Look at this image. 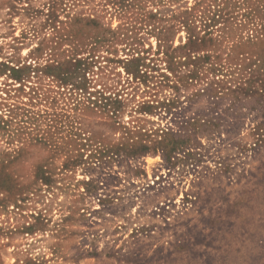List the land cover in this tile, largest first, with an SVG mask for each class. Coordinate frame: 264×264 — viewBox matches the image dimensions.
<instances>
[{"label":"rangeland","instance_id":"rangeland-1","mask_svg":"<svg viewBox=\"0 0 264 264\" xmlns=\"http://www.w3.org/2000/svg\"><path fill=\"white\" fill-rule=\"evenodd\" d=\"M198 1L0 0V264H264V0H205L212 12L226 9L229 39L219 33L223 22L204 36ZM70 35L83 49L97 40V60L61 79L45 67L68 55ZM126 35L141 39L149 59L166 46L217 66L189 86L206 90L187 113L205 121L200 163L170 168L148 152L86 171L100 162L66 123L78 116L111 135L87 101L112 86L114 74L126 88ZM24 65L30 71L13 80L7 66ZM139 89L122 94L131 101L120 122L149 99Z\"/></svg>","mask_w":264,"mask_h":264},{"label":"trees","instance_id":"trees-1","mask_svg":"<svg viewBox=\"0 0 264 264\" xmlns=\"http://www.w3.org/2000/svg\"><path fill=\"white\" fill-rule=\"evenodd\" d=\"M220 1L223 7H225V4L226 7L230 4L226 0ZM207 2L209 1L207 0ZM199 5L201 9L198 13L202 15L205 22V25H203L205 28L204 36L215 34L217 30L213 31V27L217 23L223 22V26L218 29L219 33L223 38L229 39L232 25L229 22L231 19L229 14L225 12L226 9L220 7L212 12L205 0L196 2L195 8ZM214 6L218 7L219 5ZM214 6L211 4V7ZM148 18L146 17V22ZM207 21L208 25H206ZM245 28L246 24L240 23L236 30H244ZM127 33L132 35V31H127ZM74 37V35L68 36L71 41V45L68 46L69 50H67L68 55H63L64 57L59 55L60 58L54 63L55 65L45 67V70L51 67L56 69L57 76L61 79L81 71L82 68H85L82 71L87 72L86 70L92 68L93 63L97 60L95 57L97 40L89 38V41H91L89 47L86 45L83 49V44L81 46L77 43V39ZM123 41H128L127 55L130 57L124 64L127 78L123 84L126 85V88L121 85L122 79L120 76L114 74L118 80L114 81L112 86H104L100 91H94V96L91 99L88 98L87 101V105L92 106V110L95 108L104 115L96 124L105 126L111 135L97 134L92 128L85 127L82 119L78 116L66 123L69 136L74 137L75 141L86 143L82 144L80 149L82 147L89 148L90 154L87 157L100 162L96 167L89 164L86 171H94L95 168L102 167L104 164L101 162L102 159L106 160L107 158V162H111L115 158H134L148 152H159L163 161L170 168L179 164V161L187 163V161L193 160L195 165L200 163L203 156H205L203 153H206L202 151L204 146L200 143L201 128L205 121H203L200 112H192L190 116L187 113L189 112L188 109H191L196 100L202 97V93L206 90L190 92L189 86L191 85L190 82L199 78L205 68L207 69L209 66L212 73L215 74L217 66L210 61V56L200 57L192 53L175 54V51L179 48L170 51V47L166 46L162 47L163 51L160 52L161 56L158 59L154 57L149 59L146 57L149 51L140 47L141 39H132L126 35ZM83 51L88 53L89 57L80 56L79 53ZM112 52H114V49H112ZM108 53L111 54V52ZM111 60V57H106V62L110 63ZM159 63L164 64L165 72L160 70ZM7 68L10 72L9 76L15 81H20L25 73L31 69L29 65L17 68L7 66ZM38 68L36 71H39ZM84 81L83 87H86L89 82L87 79ZM140 87L143 89L141 93L149 95V99L143 97L140 101H137L136 108H131L134 113L133 116H138L131 117L125 123L120 122L118 117L120 112L127 105V102L131 101L123 99L122 94L130 88L131 93L128 95L133 97L137 95ZM183 92H190V94L184 97L181 95ZM181 97L186 100V106L183 105ZM125 101L127 102L125 103ZM153 115H156L159 123L147 119V117ZM162 121H164V125ZM80 156L82 155L80 154ZM95 181L90 178L86 183L89 185V183ZM105 198H108V203H112L113 206L120 203L119 198L110 197L109 195H105Z\"/></svg>","mask_w":264,"mask_h":264}]
</instances>
